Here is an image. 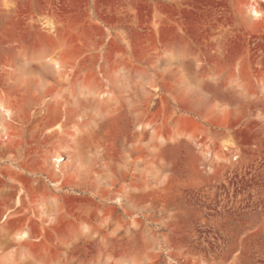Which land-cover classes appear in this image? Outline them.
Returning <instances> with one entry per match:
<instances>
[{
	"label": "rangeland",
	"instance_id": "rangeland-1",
	"mask_svg": "<svg viewBox=\"0 0 264 264\" xmlns=\"http://www.w3.org/2000/svg\"><path fill=\"white\" fill-rule=\"evenodd\" d=\"M260 3L0 0V264H264ZM48 58L77 115L40 105Z\"/></svg>",
	"mask_w": 264,
	"mask_h": 264
},
{
	"label": "bare ground",
	"instance_id": "bare-ground-1",
	"mask_svg": "<svg viewBox=\"0 0 264 264\" xmlns=\"http://www.w3.org/2000/svg\"><path fill=\"white\" fill-rule=\"evenodd\" d=\"M250 12L257 18L261 16L259 11L254 6L251 7ZM48 62L51 65V72L54 75V77L56 76L57 78H62L65 81L69 80L70 85L69 87H66L67 84L66 85L64 84L65 85L64 86L63 84L59 83L57 85L54 84L53 86L52 85L47 86L46 85L47 82H45L46 84H44L42 87L43 88L42 95L40 96L39 99L40 105L46 107L47 110L50 111L52 110L51 112L53 111L59 112L60 115L65 114L67 112H71L77 115V113L80 111L79 109L85 106L86 104H88V102L91 100V96H93L95 91L94 86L91 85L90 82H86L82 80L81 70H77V69L66 70L63 62L58 60H53L52 58H48ZM77 81H80L79 89L77 88V84H78ZM40 83H42V81ZM59 85H62V87L60 88ZM0 114L1 116H3V118L6 121H13L12 120L14 117L13 113L11 112L10 108H8L3 103V101L2 102L0 101ZM52 132L53 129H49L47 133H52ZM223 147L225 151L228 150L231 151L235 147V145L230 139H228L223 144ZM198 149L206 160H210L214 157V153L209 145L204 146L199 144ZM52 160L54 161V166L56 168V171L62 172V166L66 162V158L64 157V155L62 153H56L55 155L52 156ZM61 185L62 182L60 181L55 183V186H61ZM19 200L21 199L20 198L17 199L16 202L19 203ZM11 213L12 212H9L6 216H4L1 223H5L9 218H11L10 215ZM14 238L16 241H18V243H22L23 241L29 240L30 235L28 231H21L16 233Z\"/></svg>",
	"mask_w": 264,
	"mask_h": 264
},
{
	"label": "crops",
	"instance_id": "crops-1",
	"mask_svg": "<svg viewBox=\"0 0 264 264\" xmlns=\"http://www.w3.org/2000/svg\"><path fill=\"white\" fill-rule=\"evenodd\" d=\"M252 6H254L257 10H258V6H261V7H263V9H264V4H262V3H260V4H257V5H251V7ZM251 9V8H250ZM259 11V10H258ZM259 13H260V15H261V12L259 11ZM250 14L252 15V17L253 18H255V19H258L257 17H255L251 12H250ZM234 144V143H233ZM235 145V144H234Z\"/></svg>",
	"mask_w": 264,
	"mask_h": 264
}]
</instances>
